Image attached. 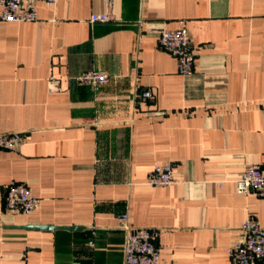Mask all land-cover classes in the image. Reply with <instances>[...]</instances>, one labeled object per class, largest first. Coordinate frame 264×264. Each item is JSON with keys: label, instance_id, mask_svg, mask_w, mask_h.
I'll return each instance as SVG.
<instances>
[{"label": "crops", "instance_id": "obj_1", "mask_svg": "<svg viewBox=\"0 0 264 264\" xmlns=\"http://www.w3.org/2000/svg\"><path fill=\"white\" fill-rule=\"evenodd\" d=\"M36 11L0 21V132L24 136L19 150L0 149V264H123V213L159 230V264H230L245 219L264 226V198L235 184L246 165L264 167V0H57ZM180 27L195 52L185 76L157 43ZM89 70L108 82H78ZM166 162L175 182L148 184ZM13 182L36 209H6Z\"/></svg>", "mask_w": 264, "mask_h": 264}, {"label": "built area", "instance_id": "obj_2", "mask_svg": "<svg viewBox=\"0 0 264 264\" xmlns=\"http://www.w3.org/2000/svg\"><path fill=\"white\" fill-rule=\"evenodd\" d=\"M55 6L57 0H0V21L29 22L37 18L36 3ZM107 13H92L89 21L106 22ZM158 46L176 59L177 70L181 75L193 71L195 57L190 35L185 27L163 30L157 39ZM109 76L102 71L89 70L77 77V81L96 87L108 82ZM143 99L151 97L150 90H142ZM24 143L20 131L0 132L1 150H19ZM146 182L151 186H166L175 182L172 163L156 164L148 171ZM239 193L253 192L264 198V167L260 164L246 165L235 179ZM4 205L7 210L27 214L39 206L40 199L33 195L28 186L13 182L6 186ZM119 227L124 233L123 264H159L157 240L159 230L152 227H135L128 223L127 214L118 217ZM242 236L227 247L230 264H264V226L252 218H246L242 225Z\"/></svg>", "mask_w": 264, "mask_h": 264}, {"label": "water", "instance_id": "obj_3", "mask_svg": "<svg viewBox=\"0 0 264 264\" xmlns=\"http://www.w3.org/2000/svg\"><path fill=\"white\" fill-rule=\"evenodd\" d=\"M26 227L27 228H35V229H48V230L53 229V228H58V226H52V225H29ZM64 228L74 230V229H78V226H67Z\"/></svg>", "mask_w": 264, "mask_h": 264}]
</instances>
